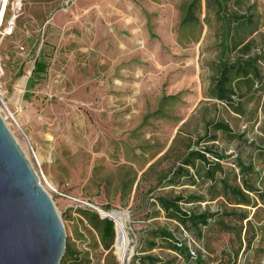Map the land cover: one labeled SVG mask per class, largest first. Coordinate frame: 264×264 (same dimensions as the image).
Masks as SVG:
<instances>
[{
    "label": "rangeland",
    "instance_id": "374dc122",
    "mask_svg": "<svg viewBox=\"0 0 264 264\" xmlns=\"http://www.w3.org/2000/svg\"><path fill=\"white\" fill-rule=\"evenodd\" d=\"M226 1L4 0L0 116L41 177L67 246L82 260L119 264L114 243L105 251L98 233L76 212L97 211L74 201L126 214L127 261L140 264L146 230L177 227L162 213L148 216L146 202L158 186L156 173L168 168L163 155L179 131L201 141L205 122L222 120L248 138L258 135L264 92L248 90L240 114L205 97ZM245 1L260 23L258 33L243 36L231 24L226 29L249 55L264 49V0ZM10 22L11 35L2 37ZM39 53L47 74L29 85ZM215 145L230 156L238 148L220 134ZM227 240L223 236L220 243ZM148 253L163 261L175 258L164 248ZM250 258L243 253L238 263L249 264Z\"/></svg>",
    "mask_w": 264,
    "mask_h": 264
},
{
    "label": "trees",
    "instance_id": "16d2710c",
    "mask_svg": "<svg viewBox=\"0 0 264 264\" xmlns=\"http://www.w3.org/2000/svg\"><path fill=\"white\" fill-rule=\"evenodd\" d=\"M220 11L223 26L216 37L218 55L208 68L205 97L222 104L225 112L240 114L248 90L264 92V49L243 54L226 25L231 24L243 36H252L258 33L260 23L245 0L226 1ZM46 74L47 64L39 53L28 84L40 83ZM261 116L258 135L252 138L245 131H233L222 120L205 122L201 141L179 131V140L163 155L168 168L156 173L158 186L152 189L153 199L146 202L152 208L148 216L162 213L177 227L148 228L141 241L146 254L137 257L140 264H239L243 253L251 255L245 259L251 260L249 264L264 262V99ZM218 134L237 145L236 154L227 155L226 149L215 145ZM76 212L98 233L102 248L111 251L113 221L87 208ZM223 236L228 239L225 244L220 243ZM65 246L59 264H91ZM159 248L170 250L175 258L163 261L148 253Z\"/></svg>",
    "mask_w": 264,
    "mask_h": 264
},
{
    "label": "water",
    "instance_id": "95a60500",
    "mask_svg": "<svg viewBox=\"0 0 264 264\" xmlns=\"http://www.w3.org/2000/svg\"><path fill=\"white\" fill-rule=\"evenodd\" d=\"M65 238L51 197L0 116V264H59Z\"/></svg>",
    "mask_w": 264,
    "mask_h": 264
},
{
    "label": "bare ground",
    "instance_id": "6f19581e",
    "mask_svg": "<svg viewBox=\"0 0 264 264\" xmlns=\"http://www.w3.org/2000/svg\"><path fill=\"white\" fill-rule=\"evenodd\" d=\"M4 0H0V18L2 16V7H3ZM7 108V107H6ZM1 114V110H0ZM38 163L41 162L39 156H35ZM44 182L48 188L54 189L53 183L44 177ZM56 191V190H54ZM76 199V198H75ZM98 213L101 215L110 218L114 222L115 226V240H114V248L115 254L119 264H127V255H128V245L129 239L126 234V214L118 211H103L100 207L96 205H92ZM129 264V263H128Z\"/></svg>",
    "mask_w": 264,
    "mask_h": 264
},
{
    "label": "built area",
    "instance_id": "2783aa9c",
    "mask_svg": "<svg viewBox=\"0 0 264 264\" xmlns=\"http://www.w3.org/2000/svg\"><path fill=\"white\" fill-rule=\"evenodd\" d=\"M2 20V19H1ZM1 24V22H0ZM12 22L9 23V27L8 29L7 28H4L2 30V37H5V36H9L11 35L12 33ZM3 74H4V63H3V57H2V53H1V43H0V104H3L4 103V91H3V84H2V77H3ZM37 177H38V180L40 182L41 180V177L36 173ZM41 184V183H40ZM75 203L79 204V206H83V207H86V206H89L91 208H94L92 206V204H89L87 202H78V201H74ZM95 209V208H94ZM96 210V209H95ZM98 212V211H97ZM191 255L194 256V253L191 252Z\"/></svg>",
    "mask_w": 264,
    "mask_h": 264
}]
</instances>
